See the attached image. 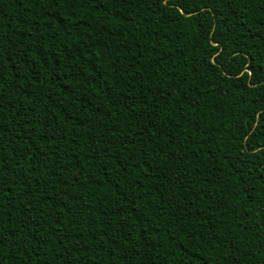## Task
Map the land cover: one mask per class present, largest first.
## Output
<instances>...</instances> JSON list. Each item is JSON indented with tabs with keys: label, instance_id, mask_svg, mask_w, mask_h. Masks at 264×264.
Here are the masks:
<instances>
[{
	"label": "trees",
	"instance_id": "trees-1",
	"mask_svg": "<svg viewBox=\"0 0 264 264\" xmlns=\"http://www.w3.org/2000/svg\"><path fill=\"white\" fill-rule=\"evenodd\" d=\"M0 264H264V0H0Z\"/></svg>",
	"mask_w": 264,
	"mask_h": 264
}]
</instances>
